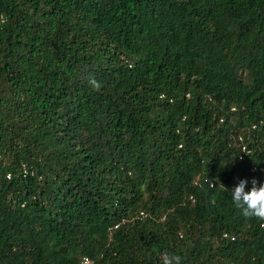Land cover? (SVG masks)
<instances>
[{
  "label": "trees",
  "instance_id": "1",
  "mask_svg": "<svg viewBox=\"0 0 264 264\" xmlns=\"http://www.w3.org/2000/svg\"><path fill=\"white\" fill-rule=\"evenodd\" d=\"M252 167L264 0H0V264H264Z\"/></svg>",
  "mask_w": 264,
  "mask_h": 264
},
{
  "label": "clouds",
  "instance_id": "2",
  "mask_svg": "<svg viewBox=\"0 0 264 264\" xmlns=\"http://www.w3.org/2000/svg\"><path fill=\"white\" fill-rule=\"evenodd\" d=\"M88 83L91 88L97 91L103 86L101 82L92 77L88 78ZM247 185L248 181L244 179L240 180L231 189L229 193L231 194L232 202L244 218L264 222V184H258L253 179L249 190H246ZM160 264H182V257L178 254L164 251L160 257Z\"/></svg>",
  "mask_w": 264,
  "mask_h": 264
},
{
  "label": "built area",
  "instance_id": "3",
  "mask_svg": "<svg viewBox=\"0 0 264 264\" xmlns=\"http://www.w3.org/2000/svg\"><path fill=\"white\" fill-rule=\"evenodd\" d=\"M249 173H250V176L248 177V179H247V181H248V184L249 185H251V181L253 180V179H255V175H257L258 173H262L263 175H264V170H261V169H258V168H256V167H252V168H250V171H249ZM256 180V179H255ZM257 182H258V184H264V180H256ZM252 186V185H251ZM192 199L190 198V201H191ZM79 264H90V262H89V260L87 259V258H83L80 262H79Z\"/></svg>",
  "mask_w": 264,
  "mask_h": 264
}]
</instances>
